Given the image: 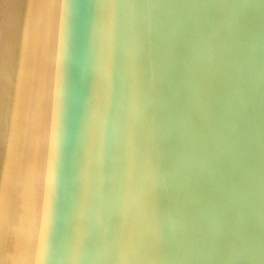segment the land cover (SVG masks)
<instances>
[{"label":"snow or ice","instance_id":"obj_1","mask_svg":"<svg viewBox=\"0 0 264 264\" xmlns=\"http://www.w3.org/2000/svg\"><path fill=\"white\" fill-rule=\"evenodd\" d=\"M161 7L165 6L138 0H72L66 5L48 264H57L61 258L64 264H193L175 245L193 230L195 217L175 210L170 178L186 157L183 137L174 121L183 120L184 136L195 133L190 118L177 103L183 90L169 88L155 63L156 21L144 13ZM198 7L234 10L229 21L230 39L208 48L207 73L196 87L200 109L210 115L217 64L228 54L233 41L250 34L252 10L264 9V3ZM193 47L194 40L186 37L185 26L177 25L168 41L169 64L185 79L191 73V61L182 60L180 52L185 48L192 51ZM150 59L151 71L146 73ZM78 82L86 87V95L79 94ZM77 107L78 121L74 119ZM113 110L120 143L118 158L110 162L100 114L103 111L106 117ZM217 175L215 168L204 176L197 170L186 173L185 186L194 204L201 200V193L195 190L197 182ZM132 199L134 211L129 209ZM142 213L149 221L147 228ZM177 219L182 221L178 234L170 228ZM217 223V231L210 237L216 249H222L226 236L242 235L249 227L244 217L230 227L222 214L217 215ZM197 264L237 261L207 256Z\"/></svg>","mask_w":264,"mask_h":264},{"label":"water","instance_id":"obj_2","mask_svg":"<svg viewBox=\"0 0 264 264\" xmlns=\"http://www.w3.org/2000/svg\"><path fill=\"white\" fill-rule=\"evenodd\" d=\"M64 2V23L61 41V55L53 74L50 96L53 95V132L62 98L63 82V42L67 14ZM126 3L128 0H117ZM142 3L164 5L145 12L156 21L154 36L155 63L165 77L169 88L181 89L183 94L178 106L190 118L195 135L184 136L182 119L174 121L177 133L183 137L186 153L183 166L170 178L171 200L178 213L195 217L194 228L179 244L175 245L193 264L204 257L215 256L223 261L235 258L237 264H264V9L256 7L251 17V32L239 41H233L227 55L221 57L216 67V86L210 115L200 109L196 87L207 73L208 48L230 39L229 21L233 9L221 8L213 11L198 7L204 4L233 5L250 3L261 5L264 0H138ZM177 25H184L186 37L193 38L192 51L187 48L180 52L181 59L191 61V73L185 79L179 69H171L169 64L168 41ZM124 31L121 28V40ZM84 36L81 35V45ZM152 60L146 65V73L151 71ZM79 94L86 95L87 89L80 86ZM50 97V98H51ZM77 107L74 119L79 120ZM100 125L104 129L108 147V159L114 162L119 155L120 129L115 112L105 117L100 114ZM50 155L51 175L44 213V236L41 239L40 263L48 264L49 224L53 197L56 187L55 136L52 134ZM215 168V179H201L195 190L201 193L199 203H193L190 190L185 186V175L189 170H197L202 176ZM71 197V190L68 198ZM135 200L129 201V209L135 210ZM113 211H116L113 208ZM222 214L233 222L244 217L249 227L242 235L226 236L222 249H216L210 237L218 228L217 215ZM143 226L149 221L141 214ZM94 219V215L91 217ZM170 228L174 233L182 231V221L177 219ZM43 235V234H42ZM36 264V263H35ZM57 264H64L58 259Z\"/></svg>","mask_w":264,"mask_h":264},{"label":"bare ground","instance_id":"obj_3","mask_svg":"<svg viewBox=\"0 0 264 264\" xmlns=\"http://www.w3.org/2000/svg\"><path fill=\"white\" fill-rule=\"evenodd\" d=\"M64 2L0 0V32L7 37L0 36V69L8 65V54L15 55L1 84L8 88L2 100L8 117L0 124V264L40 263L54 134L50 93L61 55Z\"/></svg>","mask_w":264,"mask_h":264},{"label":"rangeland","instance_id":"obj_4","mask_svg":"<svg viewBox=\"0 0 264 264\" xmlns=\"http://www.w3.org/2000/svg\"><path fill=\"white\" fill-rule=\"evenodd\" d=\"M3 14V13H2ZM3 35H5L4 34V31H2V32H0V36H2L3 37ZM7 38V37H6ZM5 37H3V40L2 41H4L5 39H6ZM1 41V42H2ZM8 50H9V48H7ZM10 54H8V65L7 66H5L2 70L0 69V90H1V92L3 93H0V94H2V95H0V109H1V112H0V114H2V112L4 111V113H3V117L1 116V123L0 124H4V123H2V120H6V117H8V115H7V110H8V105L6 106L5 105V102L4 101H7V99H8V88H2L3 86L1 85L2 83L4 84V82L8 79V77H9V75H8V73L10 72V68H11V63L14 61V57H15V55L12 53L10 56H9ZM13 56V57H12ZM2 100H4V101H2ZM4 105V106H3ZM2 107V108H1ZM7 107V108H6ZM6 110V111H5ZM2 125H0V139L2 138V135H3V127H1ZM2 131V132H1ZM2 134V135H1ZM2 140V139H1ZM3 141V140H2ZM2 141H0V144L1 143H3ZM5 141V140H4ZM5 144H6V141L4 142ZM3 145V144H2ZM3 157H2V159H1V163H2V161H3Z\"/></svg>","mask_w":264,"mask_h":264}]
</instances>
